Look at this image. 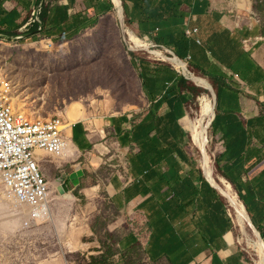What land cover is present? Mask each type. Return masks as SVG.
<instances>
[{
	"label": "crops",
	"instance_id": "1",
	"mask_svg": "<svg viewBox=\"0 0 264 264\" xmlns=\"http://www.w3.org/2000/svg\"><path fill=\"white\" fill-rule=\"evenodd\" d=\"M122 4L127 28L137 37L177 56L178 48L159 44L157 38L185 35L188 48L182 60L226 85L204 79L217 86L216 90L212 86L216 103L222 97L209 129L218 172L237 190L256 225L264 228V37L263 28L249 23L253 11L242 0H122ZM40 5L41 24L31 28L48 21L37 36L53 44L91 31L97 19L116 16L112 0H51L50 15L42 0H0V31L19 33ZM187 29L198 33L188 37ZM146 62L142 107L118 112L109 104L70 105L63 116L64 133L74 157L38 154L37 160L47 157L57 165L53 178L57 188L65 185L68 193L90 179L87 173L113 167L115 172L98 188L118 213L109 230L119 239V252L132 260L140 253L151 264H248L224 195L205 181L190 144L188 148L192 139L187 122L194 117L185 91L198 86L169 64ZM212 67L220 75L210 74ZM197 84L212 90L202 80ZM203 96L212 103L214 117L213 100ZM74 105L75 115L70 109ZM114 147L123 152V168L107 159ZM87 188L82 190L89 200L97 188L91 192ZM226 199L237 209V197ZM94 247L98 248H90ZM116 259V264H124L122 257ZM57 261L68 264L61 257Z\"/></svg>",
	"mask_w": 264,
	"mask_h": 264
},
{
	"label": "rangeland",
	"instance_id": "2",
	"mask_svg": "<svg viewBox=\"0 0 264 264\" xmlns=\"http://www.w3.org/2000/svg\"><path fill=\"white\" fill-rule=\"evenodd\" d=\"M246 2L253 11L248 16L249 23L257 28L260 27V30L263 28L264 33V16L254 9V5L258 3L255 0H242L244 6ZM245 15H247L246 12L243 16ZM37 35L34 34L21 41L0 39V65L15 86L14 106L25 116L32 120L46 119L56 115L66 117L68 107L75 103L84 106L109 104L113 106L112 110L118 112L142 107L144 96L141 78L146 80V60H160L127 41L116 16H107L94 29L71 41L57 42L48 47L47 43L37 41L40 38ZM150 39L156 44L152 37ZM129 53L136 57L135 60L137 59L134 64L132 62L134 56H130ZM137 54L140 56L137 57ZM261 59L264 63V56ZM219 73L215 67L210 70V74L220 75ZM208 84L217 89L213 83ZM185 92L190 98L189 109L194 117L188 120L189 126L188 123L196 120L203 110L199 104L203 91L194 87V90L188 88V92ZM206 95L214 100L210 93L207 92ZM205 104L209 110V105ZM70 109L75 115L78 107L74 105ZM209 122L204 125L207 126ZM210 136L209 134L210 153L213 158L211 164L213 166L214 161L218 171L220 170L219 162L216 161L214 144ZM189 144L190 139L188 148ZM206 145L199 148L195 145L201 152V163L209 156ZM69 152V159H71L75 153L72 146L69 147ZM107 159L111 164L115 163L123 168L122 150L114 147ZM37 164L42 176L51 183L50 219L24 225L29 217L24 216L22 206L14 204L5 193L0 192V264H57L59 257L68 260L72 254L90 251L88 249L94 246L90 243L97 244L98 247L101 246L98 243L100 241L105 245L110 244L111 241L107 235L117 238V235L110 232L109 228L117 221L118 213L114 211L105 193L98 188L115 172L112 166L93 171L95 173H87L90 179H85L83 185L70 190L69 193L60 194L56 179L52 175L53 166L57 167V165L50 164L47 157L37 160ZM93 166H97L96 161ZM204 168H206L205 162ZM217 183L215 181V184ZM84 187H88V191L97 188L95 193L90 191L92 197L88 196L89 200L84 197L86 196L82 190ZM228 205L239 229L235 225L237 237L241 241L240 247L246 248L244 252L247 263L256 264L257 260H260L258 252L248 241L249 239L258 241V238L249 228L247 235H243L235 219V212L231 204ZM241 209H243L242 206ZM258 227L264 233V228L259 225ZM67 246L70 250L67 248L62 250V247ZM127 263L151 264L140 253L133 261L129 259Z\"/></svg>",
	"mask_w": 264,
	"mask_h": 264
},
{
	"label": "built area",
	"instance_id": "3",
	"mask_svg": "<svg viewBox=\"0 0 264 264\" xmlns=\"http://www.w3.org/2000/svg\"><path fill=\"white\" fill-rule=\"evenodd\" d=\"M198 29H187L188 37ZM39 43H53L42 38ZM200 43L199 40H197ZM15 86L0 65V192L22 206L30 222L49 220V182L39 171L38 154L69 159L63 116L41 120L28 118L14 106Z\"/></svg>",
	"mask_w": 264,
	"mask_h": 264
},
{
	"label": "water",
	"instance_id": "4",
	"mask_svg": "<svg viewBox=\"0 0 264 264\" xmlns=\"http://www.w3.org/2000/svg\"><path fill=\"white\" fill-rule=\"evenodd\" d=\"M44 1V3L46 4L45 10H46V14L50 15V10H51V0H42ZM113 2V6H114V10L116 13V17L119 23V27L121 29V32L123 34V36L125 37V39L131 43L133 42V39L131 38V35L128 33V28H127V23L125 21V16H124V10H123V4H122V0H112ZM33 15V14H32ZM30 22V20H29ZM48 22V21H47ZM47 22H45L44 24L36 27V28H31L28 27L29 23H27L25 25V27L23 29H21V31L17 34H8V33H4L2 31H0V39L2 40H8V41H21L22 39H25L29 36H32L34 34H38L40 32H42L47 25ZM140 43L141 45V49H143L144 51L149 52L150 54H152L153 56H155L157 59H159L160 61L171 65L172 67H174L177 70H180L183 74H189V75H197L198 77L208 80V81H214L216 83H222L224 84V82L219 79V78H215L213 76H210L208 74L203 73V71L197 69L196 67H194L193 65L189 64L187 61L180 59L178 56H176V58L179 60V63H184L186 65V67H183L181 65H179L178 63H175L174 58L168 56V55H164L162 53H160L158 51V49L148 45L147 43H143L142 41H139L138 39L136 40ZM158 46V45H157ZM140 54H137V57H139ZM225 88L226 85L224 84ZM222 98V97H221ZM221 98L217 101L216 106H215V110H214V117L211 120V122L208 123L207 127H209V129L211 128L213 121L217 115V111H218V106L220 104ZM190 151L193 157V160L195 162V164L198 166V168L200 169V171L203 174V177L205 179V181L212 187L214 188L220 195L221 193L218 191V189L208 180V177L206 175L205 169L202 166V164L200 163V155H199V151L198 149L193 145L192 140L190 141ZM214 172L212 174L213 178L215 179V181H217L220 185H222L223 187H227L226 185H224V181L229 183L228 181H226L217 171L215 165H214ZM231 185L232 188V192L236 195V197L238 198V200L243 203V200L241 198V196L239 195V193L237 192V190L232 186L231 183H229ZM63 189L68 192V188L64 185L61 188H59V192L60 194H64ZM223 196V195H221ZM223 198L227 201V203L229 204L228 200L223 196ZM230 206V205H229ZM245 209L244 212L246 214V221L248 223V227L249 229H251L256 235H258L260 238L264 239V233L259 229V227L256 225L248 207L246 204H244Z\"/></svg>",
	"mask_w": 264,
	"mask_h": 264
},
{
	"label": "bare ground",
	"instance_id": "5",
	"mask_svg": "<svg viewBox=\"0 0 264 264\" xmlns=\"http://www.w3.org/2000/svg\"><path fill=\"white\" fill-rule=\"evenodd\" d=\"M41 9V5L38 7V10L37 12L33 15L34 17H32L30 19V22H29V25L28 27H31L33 26L35 23H40V21H37V18H38V12L39 10ZM128 30V33L131 35V38L133 39V44L136 45V47H141L140 43L138 41H136L137 39L139 41H142L143 43H146L148 40L144 37H137L132 31H130L129 29ZM138 35V34H137ZM150 46L158 49V51L164 55H168L172 58H174V61L175 63H178L179 65L183 66V67H186V65L184 63H179V60L176 58V55L169 49L167 48H161V47H158L154 44H151L150 43ZM135 47V46H134ZM134 49V48H132ZM143 50V49H142ZM155 57V56H154ZM186 76L191 80V82H193L196 86H198L199 88L201 89H204L206 90L208 93H210L212 96H213V102H214V108H215V103H216V92L215 90L210 86V84H208V82H206L204 79H201V78H198V76H195V75H189V74H186ZM197 79L198 80H202L204 81L208 86H210L212 88V90L206 88V87H203V86H200L199 84H197ZM209 105V110L206 106V104ZM199 104L200 106L203 108V110L198 114V118L194 121H190L188 124V128L191 132V138H192V142L199 148V147H202L203 145H206V151H207V154L209 152V127L205 126L204 123H207L208 121L211 122L212 120V117H213V105L212 103L210 102L209 99H207L206 97H202V100L199 98ZM210 118V119H209ZM209 119V120H208ZM206 136H207V140H206ZM201 153V152H200ZM201 158H202V155H201ZM204 162L206 163V168L205 169V172L207 174V176L209 177L208 180L218 189V191L224 195L226 198H228L230 200V197L231 199H236V195L232 192V188H231V185L227 182L224 181V185H226L227 187H223L222 185H220L219 183L215 184V181H214V178L212 176L213 174V168H212V164H211V159H210V156L206 157ZM204 162L201 163L202 166L204 167ZM222 192H226L227 195L225 193H222ZM231 204V202H230ZM241 202L238 200L237 201V209H235L233 207V205L231 204V207L232 209L234 210V216H235V219L237 220V223L239 224L241 230H242V233L244 235H247L248 233V223L245 219L246 217V214L244 215V210L245 207L243 206V204L241 205L243 207V209H241V206H240ZM240 209L242 211H239L237 213V210ZM244 211V212H243ZM230 212H231V209H230ZM232 215V213H231ZM256 235V234H255ZM256 237L258 238V241H251L249 239V243L250 245H252L256 251L258 252V256H259V259L260 260H257L256 264H264V239L260 238L258 235H256ZM241 242V241H240Z\"/></svg>",
	"mask_w": 264,
	"mask_h": 264
},
{
	"label": "trees",
	"instance_id": "6",
	"mask_svg": "<svg viewBox=\"0 0 264 264\" xmlns=\"http://www.w3.org/2000/svg\"><path fill=\"white\" fill-rule=\"evenodd\" d=\"M255 1L256 3H258L257 5L256 4L254 5L255 11L262 13L264 16V0H255ZM97 21H98L97 25H99L101 20L99 21V19H97ZM263 37H264V33H263ZM42 38H39L37 41H40ZM157 42L169 48H178L179 51L177 56H179L181 59L185 58L188 48V41L185 35H181L178 38L173 37L172 39L164 38L162 36L160 38L159 37L157 38ZM129 54L130 56H134L132 55V53ZM135 58H136L135 56L132 57L133 64L137 60V59L135 60ZM141 80H144V78H141ZM201 90L203 91V94L201 96L207 94L205 90L203 89ZM107 237L109 241H111L110 244L105 245L104 242L100 241L98 243H100L101 246H99L98 248L96 247L95 249H88L90 251H85L84 253L77 252L75 254H72L70 259L67 260V263L68 264H116V260H117L116 258L122 257L124 264H128L127 261L130 258L127 257V254H123L119 252V247H118L119 239L118 238L114 239L113 236H109V235H107ZM90 245H97V244L90 243Z\"/></svg>",
	"mask_w": 264,
	"mask_h": 264
}]
</instances>
